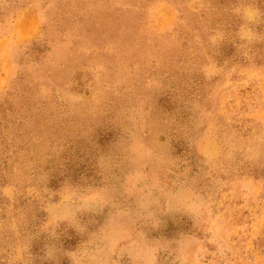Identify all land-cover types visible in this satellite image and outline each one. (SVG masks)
I'll use <instances>...</instances> for the list:
<instances>
[{"label":"rangeland","instance_id":"1","mask_svg":"<svg viewBox=\"0 0 264 264\" xmlns=\"http://www.w3.org/2000/svg\"><path fill=\"white\" fill-rule=\"evenodd\" d=\"M0 264H264V0H0Z\"/></svg>","mask_w":264,"mask_h":264}]
</instances>
